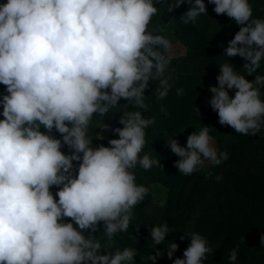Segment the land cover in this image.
<instances>
[{"label": "clouds", "instance_id": "1", "mask_svg": "<svg viewBox=\"0 0 264 264\" xmlns=\"http://www.w3.org/2000/svg\"><path fill=\"white\" fill-rule=\"evenodd\" d=\"M208 2L216 14H226L241 26L225 54L244 58L246 74L253 75L264 61V18H254L250 0ZM157 3H0V84L6 88L0 100V264H134L135 249L112 252L92 233L101 222L109 241L126 232L135 207L148 195L150 189L137 183L135 169L163 167L144 152L146 129L156 118L145 117L141 110L125 112L119 120L123 127L113 130L119 138L110 139L109 146H93L89 130L94 115L105 116L122 99L148 111L145 91L150 80L158 81V101L169 95L171 42L149 29ZM183 3L174 0L169 11ZM187 3L191 7L180 17L184 24L207 15L205 0ZM217 80L218 86L209 88V104L219 123L242 135L259 133L264 127V75L249 81L227 61L220 65ZM176 94L182 96L184 89ZM161 112L168 114L163 105ZM166 145L181 158L174 166L185 176L206 162L219 165L229 158L227 151L218 152L208 126L189 135L186 147L173 138ZM54 186L59 189L55 194L50 191ZM169 232L167 223L150 229L154 249ZM190 237L184 258L174 264H204L212 252L204 235L193 232ZM178 248L175 242L167 246L168 259ZM162 256L156 250L150 258ZM237 257L233 248L231 264Z\"/></svg>", "mask_w": 264, "mask_h": 264}, {"label": "trees", "instance_id": "2", "mask_svg": "<svg viewBox=\"0 0 264 264\" xmlns=\"http://www.w3.org/2000/svg\"><path fill=\"white\" fill-rule=\"evenodd\" d=\"M214 7L212 4L208 10L212 14H209L208 22L213 31L211 28L201 29L200 24H197L198 17L193 29L182 33L189 40V50L181 58L184 62L179 65L180 71L173 79V87L169 95L160 101L155 96L154 101L150 99L148 92L146 103L154 104L152 111H146L145 117H155L156 121L171 126L172 134L183 130L194 133L199 127L208 126L218 152L227 151L229 158L219 165L202 167L187 176L180 190L171 193L172 197L166 202L170 205L171 213L167 216V222L164 220L169 223L170 232L164 241V256L151 261L154 264H166L169 260L174 264L176 258H184V251L191 241L190 235L185 236L189 227L188 234L199 232L208 239L211 253L214 252L213 255L217 257L208 259L207 264H231L229 255L233 248L238 249L235 264H264V207H259L263 204L258 202V199H264V127L256 135H242L231 126L221 125L217 112L211 106L206 117L195 110L207 89L211 85L218 86L221 64L230 62L246 79L254 81L256 75H264V61L256 73L247 75L243 67L246 63L244 58L226 56L225 49L241 26L238 25L230 32L227 27L219 28L218 23L224 16L216 14ZM252 7L254 18H264V1ZM153 82L149 81L145 93L152 88ZM178 88L184 89L182 96L176 94ZM235 91L229 90L230 97L234 98ZM261 91L264 92V88ZM161 105L167 115L161 112ZM147 173L154 174L150 170ZM217 176H221L222 180L217 182ZM223 191L227 192L225 196H221ZM207 198L209 206H206V214L203 216L199 207ZM138 213L134 212L132 218L138 220ZM173 242L179 248L173 258L168 259L167 246ZM150 257L152 255L149 254Z\"/></svg>", "mask_w": 264, "mask_h": 264}, {"label": "rangeland", "instance_id": "3", "mask_svg": "<svg viewBox=\"0 0 264 264\" xmlns=\"http://www.w3.org/2000/svg\"><path fill=\"white\" fill-rule=\"evenodd\" d=\"M262 1L264 0H250V3L251 5H257L259 3L262 4ZM6 2L7 0H0V3ZM172 3H174V0H159V3L155 5L158 7V14L153 17L149 25V29L155 30V34L164 35L171 42V48L168 52V55L171 56V63L166 75H170L172 77L170 83L173 84V79L176 78L177 73L180 71L179 65L184 62V60H181V58H183L189 50V40L183 37L182 33H187L188 31L192 30L197 19L193 23L184 24L180 20V17L189 10L190 5L187 3V0H185V3H183L180 8L169 11V5ZM205 4L207 6V15L199 16V21L197 22V24H200L199 26L203 30L211 28L208 18L210 15L212 16V14L208 11L212 4L209 3L208 0H205ZM223 16L224 18L218 23L219 28L227 27L230 32L238 26L235 21L229 18L226 14ZM157 87L158 81H154L152 88L145 93V96H148L149 92V98L154 101ZM209 88L207 89L203 100L195 106L197 113L203 117L207 116V111L210 108L209 101L213 96ZM4 94H6V88L4 85L0 84V100H2V96ZM148 104L150 106L149 109L152 111L151 107L154 102H150ZM135 110H141L143 114L146 115V111L142 109H136L131 103L122 99L119 104L115 108L111 109L105 116L101 117L99 115H94L92 125L89 130V135L92 138L93 146H99L101 144L104 146H109L108 142L110 139H118V134H114L113 130L117 127H123V125L119 123L120 118L125 112ZM2 112L3 106L0 104V120L4 119ZM199 130L200 127L195 132H199ZM41 131H45L43 126L41 127ZM190 132L191 134L193 133L192 131L183 130L181 133L172 134L173 128L171 126L167 127V125L161 121H156L154 125L146 129L147 143L144 152L149 154L150 157L159 160L163 167L154 166L152 169H150V171H153L154 174L149 175H147V170H144L143 168L137 167V169H135L137 183L148 187L150 191L145 197V200L135 207L134 212H139V218L138 220L134 218L131 219L129 228L126 232L118 233L111 241H109L105 236L104 231H102L104 227L103 223L101 222L98 231L92 233L97 239L100 240L103 245L111 246L108 250L114 252L116 249L123 250L126 247L135 249L137 255L135 256L134 264H154L151 262L154 260L149 258V254L155 256L156 250L163 252L164 242L156 245L154 249L153 242L151 241L150 229L156 225L167 222V216L171 213V208L169 204H166V202L170 199L169 197H172L171 193L174 190L177 192L180 190L182 183L187 177L180 173L179 169L174 166L175 162L181 158L174 154L166 145V143L171 138H173L177 139L182 147H186ZM53 135H55L56 138H62L61 135L55 130H53ZM215 146L218 150L216 142ZM62 151H64L66 154L69 152L67 146L62 148ZM260 156L263 155L260 154ZM259 159H262V157ZM78 163L79 162H74V165L78 167ZM211 165L212 163L209 161L206 162L203 167H208ZM58 190L59 189L55 186L50 189L53 194H55ZM226 194L227 192L223 191L221 196H225ZM55 198L57 200L59 199L58 196ZM208 201L209 198H207V200L199 207V209H202L200 213H203V216L206 214V206H209L207 204ZM258 202L259 204H263L259 206L263 208L264 199H258ZM162 204L163 206H161ZM164 220L166 222H164ZM66 222H71L70 218H66ZM187 230L189 232L190 227ZM188 232L185 234V236L190 235ZM262 247L264 248V240L262 241ZM101 254H107V251L102 249ZM213 254L214 252L209 253V256L204 261L205 264H207L208 259L217 258ZM166 264L172 263L169 260Z\"/></svg>", "mask_w": 264, "mask_h": 264}]
</instances>
